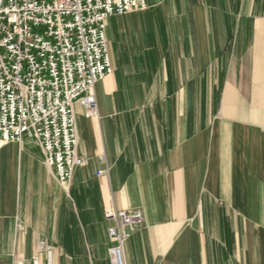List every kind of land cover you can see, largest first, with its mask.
Wrapping results in <instances>:
<instances>
[{"label":"crops","instance_id":"0c3cea01","mask_svg":"<svg viewBox=\"0 0 264 264\" xmlns=\"http://www.w3.org/2000/svg\"><path fill=\"white\" fill-rule=\"evenodd\" d=\"M106 26L69 189L33 140L0 145V264H110L106 213L131 210L126 264H264V0H146Z\"/></svg>","mask_w":264,"mask_h":264},{"label":"built area","instance_id":"2783aa9c","mask_svg":"<svg viewBox=\"0 0 264 264\" xmlns=\"http://www.w3.org/2000/svg\"><path fill=\"white\" fill-rule=\"evenodd\" d=\"M145 9L146 0H0V145L33 140L68 190L85 164L74 105L97 120L94 89L112 71L106 22ZM105 220L110 264H126L124 246L144 214L114 211Z\"/></svg>","mask_w":264,"mask_h":264}]
</instances>
